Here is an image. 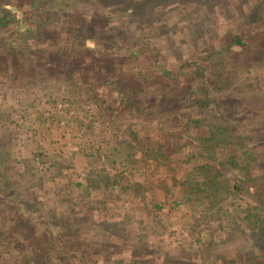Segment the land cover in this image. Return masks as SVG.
Returning <instances> with one entry per match:
<instances>
[{
  "label": "rangeland",
  "instance_id": "rangeland-1",
  "mask_svg": "<svg viewBox=\"0 0 264 264\" xmlns=\"http://www.w3.org/2000/svg\"><path fill=\"white\" fill-rule=\"evenodd\" d=\"M1 2L0 14L8 6L31 17ZM61 6L47 20L59 24H43L40 35L28 37L25 22L0 38V182L12 186L20 211H0V264L129 263L143 251L148 264H264V0ZM238 34L247 47L220 54ZM31 42L41 49L34 56ZM87 51L98 57L82 61ZM156 61L168 78L154 72ZM121 89L167 98L141 121ZM197 99L204 113L190 104ZM208 177L234 193L208 199ZM94 180L119 183L86 191ZM18 215L52 223L61 248L44 258L39 230L19 232Z\"/></svg>",
  "mask_w": 264,
  "mask_h": 264
},
{
  "label": "trees",
  "instance_id": "trees-1",
  "mask_svg": "<svg viewBox=\"0 0 264 264\" xmlns=\"http://www.w3.org/2000/svg\"><path fill=\"white\" fill-rule=\"evenodd\" d=\"M9 2H11L12 4H19L17 5L18 8L20 10L24 9V8H29L30 12H31V17L29 19H24L23 16V12L21 14V19L16 18L13 14L12 11L8 10V6L4 8L5 12L0 14V38L4 36V33L2 32V30L5 28H9L12 24L14 27H18V24H24L25 22L28 23V28L26 29V33L28 35V37H32V35L34 34H39L41 32V27L42 25H52V24H56L58 25L59 23L58 20L54 21L53 23L48 22L47 20L49 19V16L51 14H53V11L56 10H61L63 12V7L61 6V4H63V0H8ZM42 2L44 5H42ZM2 2L0 3V10L3 11V7L1 6ZM28 9V10H29ZM37 9V10H36ZM259 21V19H258ZM256 24V23H255ZM264 25L263 22L261 21L260 26ZM256 26L254 27V32H255ZM64 31H66V29H63ZM42 33V32H41ZM81 33V32H80ZM19 34V33H18ZM83 34V33H82ZM10 36L7 37L6 41H9L7 43H5V45L9 46L11 45V43L13 44L14 41L8 39ZM32 44V48L29 47L28 48L30 50V54L32 56H34V54H37V52L39 51V53L41 52V49L39 48L38 42H31ZM104 47V45H103ZM247 44L244 40V38L242 36H240L239 34L237 35V37L231 42V44L224 49L223 51L220 52L221 53H225V54H229L231 53L232 49L234 48H246ZM262 48V47H261ZM9 50V49H8ZM11 50H13V48H11L8 53L12 54ZM81 51V49H80ZM121 51V50H119ZM92 52L87 51V56L85 55V57L82 58V61H85L86 58L92 57L93 59H95V57H98V55L94 54V56L91 54ZM60 54H62V56L65 57H71L70 54V49L67 48V46L65 47V45H63V47L61 48V52ZM122 54L124 55V58L126 56L125 59H131V60H135L136 58V50L135 49H126L122 51ZM122 55H120L119 57H121ZM123 61V60H122ZM155 63V61H153ZM127 63V62H126ZM87 64H90L87 62ZM155 69L154 72H158L160 74H162L161 76L164 78H168L169 73L161 66V64L159 62L156 61L155 64ZM96 70H102V66L101 65H97V68H95ZM110 74L113 76V78H115L116 82L120 81L122 79V77H120L119 79L117 78V75H120L114 71H111V69L109 70ZM153 77V76H152ZM208 77V76H207ZM151 80V77H150ZM149 88V87H148ZM122 91L119 90V92L121 93H125V102L127 103V108L129 109V112H131L132 114L135 115V118L137 120H145V119H150V116H154L157 112V109H159V102L165 101V98H167V95H165V98H161L159 96L158 93H156V91H149L150 89H141L140 91H133V89H130V91H125L123 89H121ZM135 90V89H134ZM169 91H163V95L165 93H168ZM176 92V91H174ZM172 92V93H174ZM196 93H208V91H196ZM181 94V93H180ZM143 95V96H142ZM182 95L189 97V95H191L190 91H182ZM208 96V94L206 95ZM160 97V98H159ZM190 98V97H189ZM157 99L159 102H157ZM199 102V105H197L195 102H191L190 104H192L195 108H200L203 110L204 113V108L208 107L207 105H202L201 101H205V100H201V99H197ZM156 102V103H155ZM171 112L169 111V109H167L166 111H163V114L165 116H168ZM220 128V127H219ZM216 133L214 132L213 129L210 130V141L214 138H216ZM182 138V135H180V137L177 139L178 141L176 142V147L175 150H179L185 146L184 144L180 143V139ZM162 149V148H161ZM166 151V150H165ZM165 151H163V149L161 150L160 154H164ZM148 152V151H146ZM247 154V153H245ZM166 155V154H165ZM132 156L134 157L135 155L132 154ZM167 158V157H166ZM215 170V169H214ZM101 175V174H100ZM100 178L102 176H99ZM215 178V177H213ZM102 179V178H101ZM117 180H115L113 183H104L105 188H109L111 184V187L114 189L115 186H117L116 183ZM208 181L210 183V185H214L215 187L212 188L213 193H211L212 195L208 196V199L211 200H218L220 194H224L225 192H227L228 194H232L234 193L233 190H230V187H225L223 186V184L216 183L212 178L208 177ZM100 181H89V183L85 186V190L89 191L91 190L93 187L98 188V185L100 184ZM185 185H188L186 183H183V190L187 189V187H185ZM81 187V186H80ZM12 186L9 185L7 183L6 179L1 178V182H0V211L1 212H12V214H19L20 211H17L14 209L16 206H18V204L16 203L17 201L14 200V194L12 196H10V192L13 190ZM248 214V213H247ZM248 216V215H247ZM18 220V224L15 226L16 229H19V232H22L24 230H26V234H31L32 232H34V230H39L40 234H41V238L43 240V245L45 246V248H43V252H42V256L44 258H47L50 256L51 253L56 252L58 249L61 248L62 243L59 241V236L57 234L58 233V229H56L54 227V225L52 223H48V224H44L42 227H36L34 225L31 224V222L29 220H24L23 216L18 215L17 217ZM38 232V233H39ZM33 234V233H32ZM1 235V234H0ZM35 235V234H34ZM1 238V236H0ZM58 242V243H57ZM262 248L263 245L260 243L257 244V246L254 247L255 248ZM63 248V247H62ZM100 250V251H99ZM97 252H101L102 249H98L96 250ZM82 252V251H81ZM79 252V253H81ZM249 254H251L253 256L254 251L253 250H249ZM103 253V252H102ZM145 253V251H143L142 253L140 252L139 256H136L134 259H132L131 262L128 263V258L124 257L122 260L118 261L119 263L116 264H148V262H146L143 258V254ZM76 256H72V254L70 253V257L72 258H76L77 256L79 257L78 253H75ZM104 255L106 254H110V253H103ZM81 258H87L86 254H80ZM255 256H253L252 258H254ZM251 258V257H250ZM154 260V259H153ZM237 261H235L232 264H235ZM25 263V262H24ZM70 264H72L71 262H69ZM168 263V262H167ZM166 263V264H167ZM26 264V263H25ZM152 264H158V262H156L155 260L152 261ZM164 264V263H163ZM169 264V263H168Z\"/></svg>",
  "mask_w": 264,
  "mask_h": 264
},
{
  "label": "crops",
  "instance_id": "crops-1",
  "mask_svg": "<svg viewBox=\"0 0 264 264\" xmlns=\"http://www.w3.org/2000/svg\"><path fill=\"white\" fill-rule=\"evenodd\" d=\"M99 185H100L99 189H100V190H102V191H100V193H103V194H104V192H103V191H105V190H106V188H105L104 184L100 183Z\"/></svg>",
  "mask_w": 264,
  "mask_h": 264
}]
</instances>
